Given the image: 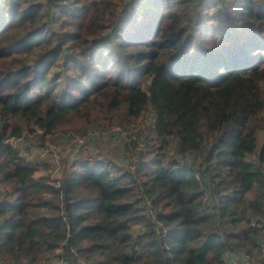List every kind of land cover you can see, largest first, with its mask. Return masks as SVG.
I'll list each match as a JSON object with an SVG mask.
<instances>
[{
	"label": "trees",
	"instance_id": "16d2710c",
	"mask_svg": "<svg viewBox=\"0 0 264 264\" xmlns=\"http://www.w3.org/2000/svg\"><path fill=\"white\" fill-rule=\"evenodd\" d=\"M116 127L135 135L121 163L74 145ZM261 133L264 0H0V264L257 252ZM21 138L70 159L39 174Z\"/></svg>",
	"mask_w": 264,
	"mask_h": 264
},
{
	"label": "rangeland",
	"instance_id": "374dc122",
	"mask_svg": "<svg viewBox=\"0 0 264 264\" xmlns=\"http://www.w3.org/2000/svg\"><path fill=\"white\" fill-rule=\"evenodd\" d=\"M70 73H71L70 69H68V71L66 72L60 70L57 76L62 75L63 78L61 77L58 79V84L62 85V87L65 86L63 79L65 75H68ZM145 87L146 84H144V88ZM150 119H151L150 115L148 114L144 115V117L141 118V124L146 126L147 124H149ZM129 131H121L120 129L119 130L115 129L107 134H103V132H99V131H93L84 138L81 137L79 139H75L74 145L75 147L79 145H85L86 144L85 139L89 137H94L97 143L99 144L98 148L104 151L102 153L104 159L109 160L110 158L114 161L121 163L122 161H125L131 157V151L129 150L127 143L129 140L133 139V136L135 135L132 133L131 134L133 136L129 135ZM263 142H264V133H261L259 134V136H257L256 152L259 151ZM11 143L16 148L20 149L21 155H24L28 160H31L35 163V165L37 166V172L39 174L50 173L51 177L53 178L57 176V174L63 167V159L64 158L66 160L70 159L71 148H68V145L65 143H62L60 145L50 144L44 147H42L37 140L36 141L17 140V141H12ZM68 144H70L69 141ZM53 153H55L61 158L59 169H55Z\"/></svg>",
	"mask_w": 264,
	"mask_h": 264
},
{
	"label": "built area",
	"instance_id": "2783aa9c",
	"mask_svg": "<svg viewBox=\"0 0 264 264\" xmlns=\"http://www.w3.org/2000/svg\"><path fill=\"white\" fill-rule=\"evenodd\" d=\"M143 117L144 116H142L141 118H143ZM141 128L143 129L144 125H142ZM115 129L119 130L118 127H116ZM129 130H131V131H129ZM124 131H129V135L133 136L131 134L132 133V129H127V130H124ZM81 137L84 138L85 135L77 137L75 139H79ZM17 140H23V139L21 138V139H17ZM17 140H11L10 143L12 141H17ZM53 158H54V162H55V164H54L55 169H59L60 163H61V158L58 155H56L55 153H53ZM145 208H146V214L150 215L154 219V212L151 209H149L147 205H145ZM250 226L253 227V228H263L264 227V221L255 220L254 219V220H252L250 222ZM260 260H264V242H261L259 244L257 252L255 251L252 254H248V253H231V254H227L224 257L223 262H221L220 264H259Z\"/></svg>",
	"mask_w": 264,
	"mask_h": 264
}]
</instances>
